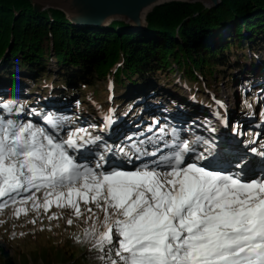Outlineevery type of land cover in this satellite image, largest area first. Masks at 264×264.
Returning <instances> with one entry per match:
<instances>
[{"label": "snow or ice", "instance_id": "snow-or-ice-1", "mask_svg": "<svg viewBox=\"0 0 264 264\" xmlns=\"http://www.w3.org/2000/svg\"><path fill=\"white\" fill-rule=\"evenodd\" d=\"M0 109L24 112L23 106L7 103ZM44 119L51 129L60 128L53 115ZM105 120L106 126L113 122L111 115ZM172 137L164 145L167 154L146 150L137 159H156L131 171L119 165L104 170L103 155L94 166L77 161V153L80 161L94 156L89 145L101 140L87 128L59 139L31 121L0 115V209L17 206L18 218L26 212L18 205L32 201L33 208L48 210L55 203L82 217L81 202L94 205L84 221L93 223L82 235L103 264H264V176L257 178L243 161L235 172L210 170L214 144L200 137L182 141L175 129ZM197 143L206 145L204 151L196 153ZM119 154L131 162L123 149ZM40 191L42 203L36 197ZM95 209L104 213L99 228ZM67 223L71 226L72 219Z\"/></svg>", "mask_w": 264, "mask_h": 264}, {"label": "trees", "instance_id": "trees-1", "mask_svg": "<svg viewBox=\"0 0 264 264\" xmlns=\"http://www.w3.org/2000/svg\"><path fill=\"white\" fill-rule=\"evenodd\" d=\"M148 20L149 27L140 32L121 21L76 25L61 10L37 12L30 0H0V65L5 64L0 83L21 84V91L33 92V87L41 89L47 82L54 87L53 98L81 94L84 109L95 103L102 115L109 116L119 109L112 99L122 103L121 96L152 76L167 86L178 77L196 89L202 88V74L212 87L211 79H234L238 67L259 65L258 55L264 54V0H223L214 8L175 1L157 7ZM217 72L223 75L218 77ZM252 87L253 82H247L243 91ZM5 98L12 105L20 101L18 94L0 84V99ZM33 100L38 106L40 99ZM153 101L152 109L171 106L169 100ZM75 104L79 110V100ZM62 115L75 118L67 111ZM136 143L133 139L129 144ZM0 264H17L11 246L0 245Z\"/></svg>", "mask_w": 264, "mask_h": 264}, {"label": "rangeland", "instance_id": "rangeland-1", "mask_svg": "<svg viewBox=\"0 0 264 264\" xmlns=\"http://www.w3.org/2000/svg\"><path fill=\"white\" fill-rule=\"evenodd\" d=\"M43 42H46V40ZM258 58L259 65L248 63L246 69L238 67V73L234 79H230L227 76H223L217 81L211 79L213 83L212 87H209L210 80L205 81L202 74H200L202 88L197 87L196 89H192L189 84L178 77H176L174 85L167 86L165 83H159L156 76H152L148 78L149 81L144 85H135L134 90L128 91V93L121 96L122 103H120V100L117 101L116 98L110 101L112 105L118 102L119 109L116 113H114L116 108L112 110L110 115L113 122L108 126H106L105 120L107 116L102 115L98 111L95 103H92L93 107L91 109L86 110L83 108L84 100L81 94L70 96L69 99L65 97L53 98L50 95L54 90L53 86H50V90L46 92L43 89L47 86V82L44 86H40L41 89L33 88V92L29 95L20 94V101L16 106H23L25 108L26 102H30L31 104L27 105L33 106L31 109L33 115H36L40 119L39 121H35V125L48 128L59 139H67L70 131L81 127L87 128L93 136L101 137L100 141L89 145V148L92 151H100V143L103 141L110 150L115 149L114 154L116 157L114 160V155L110 154L109 149L103 147L106 152H103L105 158L110 154V158L114 163H123L124 165L119 166L123 170L128 171L135 169L133 160L136 151L130 149L131 152H127L128 156L131 157V162L129 163L127 162V157L123 154L117 155V153H120L118 151L122 149L120 145L129 144L133 139H138L140 143L145 139L148 140L151 136L154 138L155 135L153 136V134L161 127L156 128L159 123L168 124L167 121L172 120L173 116L177 118L176 122L182 124L183 127H185L184 124H189L191 119L193 124H189V127L193 128V130L189 128V132L192 131L193 134H196L200 130L205 131L206 140L214 144V150H228L236 158L231 163L230 168L234 170L238 161L249 159L248 165L254 168L257 178H260L264 176V163L256 167L254 162L261 158L257 153L264 152V148L260 150V146L257 140H255L257 131L264 134V130L261 128H264V54L260 53ZM53 64L55 66V60ZM4 66L5 64L0 65V69ZM241 72L244 74H240ZM219 73L217 72L218 77L223 75ZM177 74L176 72L172 73L173 76ZM247 82H253V87L250 88L251 91L244 92L243 86ZM0 84L4 88H10L12 94H18L19 96L21 84L8 83L10 85H6L4 82ZM40 94L47 96V98L42 97V95L40 96ZM33 97L43 99L45 107L41 106L40 110V106L36 105V101L31 100ZM153 99H157L163 103L169 100L171 106H155L152 109ZM77 100L80 102L79 110L77 109V104H75ZM3 103L12 105V102L6 98L0 99V104ZM72 103L73 107L69 110V104ZM173 105L179 110L175 111L172 108ZM34 108H39V112L35 111ZM46 108L54 110L56 113L47 114ZM27 111L24 109L25 114H20L15 109L12 113L0 109V115L20 122L17 119L20 115L21 118L33 116L30 111L26 113ZM65 111L70 113V115L74 114L75 118L72 116V119L62 115ZM45 115L56 117L60 123V128L56 130L51 129V126L43 119ZM139 117L142 119L140 123L130 121ZM237 119L240 122L234 123ZM157 121L159 123H156ZM25 122L27 121L25 120ZM32 122L34 124V121ZM120 125L121 127H119ZM175 130L177 131V129ZM166 131L167 129L165 133L157 135L158 138L155 139L167 140L170 138L172 142L173 137ZM177 132L186 134V131L182 132L179 130ZM148 145H152V143L150 142ZM195 145L199 146L198 144H194L193 146ZM202 146L205 149L206 145L203 144ZM148 147L144 146L145 150ZM248 148L251 150L255 148L257 156H253L252 153L248 154V151H246ZM197 153L199 152L197 151ZM76 156L77 161L82 162L80 161L79 153ZM209 159L214 160V163L217 165L216 168L223 166L219 160L215 158ZM248 165L245 164L246 167ZM110 167L111 165L105 166L104 170H108ZM43 195V191L36 193V197L41 203L43 202ZM18 207L26 209V212H19L18 218L16 215L17 206L10 205L4 209H0V245L12 247L17 264H103L98 258L99 253L92 249L87 238L82 235L83 229L93 223V221L89 220L85 224L84 221L91 215V213L87 212V208H94V205H84L81 202L82 217L73 215L72 210L69 208H57L55 203L48 210H45L43 207L38 209L33 208L32 201L24 205H18ZM95 212L96 217H99V220L96 221L99 228V221L103 220L104 213L99 209H95ZM54 214L58 218L50 219ZM69 219L73 221L71 226L67 223ZM33 220L35 223L31 222ZM77 236H80L79 242L76 239Z\"/></svg>", "mask_w": 264, "mask_h": 264}, {"label": "water", "instance_id": "water-1", "mask_svg": "<svg viewBox=\"0 0 264 264\" xmlns=\"http://www.w3.org/2000/svg\"><path fill=\"white\" fill-rule=\"evenodd\" d=\"M35 11L48 8L63 11L76 25L109 26L121 21L133 31L149 27V15L157 7L171 2L202 3L206 7L219 6L223 0H30Z\"/></svg>", "mask_w": 264, "mask_h": 264}, {"label": "bare ground", "instance_id": "bare-ground-1", "mask_svg": "<svg viewBox=\"0 0 264 264\" xmlns=\"http://www.w3.org/2000/svg\"><path fill=\"white\" fill-rule=\"evenodd\" d=\"M27 103V102H26ZM197 108H198V106H197ZM24 109H26V110H29V107H28V105L26 104V106H25V108ZM30 113L31 114H33V111L30 109ZM29 121H31L30 119L29 120H27V122H29ZM32 122V121H31ZM197 146L195 145L194 146V148H195V150H196V153H197V151H198V147L196 148ZM170 151V149H164L163 151H162V153H164V154H167L168 152ZM246 151H248V152H252V150H249V148L248 149H246ZM219 153V151H217L216 152V154L217 155H219L218 154ZM189 155H194V154H189ZM225 155V154H224ZM187 159V158H186ZM204 164H207L208 163V161H204L203 162ZM249 164V163H248ZM217 167V165H216V163H213V165H212V168L210 169V170H212V169H214V168H216ZM230 172H235V171H230Z\"/></svg>", "mask_w": 264, "mask_h": 264}]
</instances>
